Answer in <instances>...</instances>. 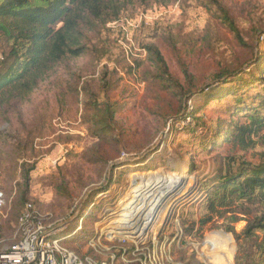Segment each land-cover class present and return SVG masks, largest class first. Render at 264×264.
<instances>
[{
	"label": "rangeland",
	"instance_id": "rangeland-1",
	"mask_svg": "<svg viewBox=\"0 0 264 264\" xmlns=\"http://www.w3.org/2000/svg\"><path fill=\"white\" fill-rule=\"evenodd\" d=\"M221 9L242 42L228 29ZM80 30L83 54L59 62L27 100L10 106L7 121L0 120V191L5 196L0 252L18 240L14 228L20 209L13 205L24 189L22 171L33 166L27 203L78 253H91L87 242L106 205L134 208L160 196L159 203L174 200L166 208L147 210L161 224L166 221L156 236L157 248H165L163 264H220V246L204 242L215 230L232 235L228 239L239 257L247 252L258 261L260 233L243 236L254 205L236 204L222 216L211 214L205 188L218 182L220 163L234 171L241 160H264V127L244 144L226 142L232 126L249 124L233 114L235 101L258 103L264 87L242 88L235 100L213 101L201 93L264 76V0H133L118 21ZM239 68L242 80L233 74ZM189 107L196 117L202 115L203 133L179 132L185 127L179 115ZM102 108L112 113L106 124L105 114L98 113ZM151 188L160 191L152 195ZM82 218V229L75 233ZM176 224L180 237L174 235ZM203 242L217 257L215 263L201 257L203 262L190 246ZM101 245L116 258L119 248L131 249L105 236ZM125 260L131 264L129 256ZM116 264L126 263L119 255Z\"/></svg>",
	"mask_w": 264,
	"mask_h": 264
},
{
	"label": "trees",
	"instance_id": "trees-1",
	"mask_svg": "<svg viewBox=\"0 0 264 264\" xmlns=\"http://www.w3.org/2000/svg\"><path fill=\"white\" fill-rule=\"evenodd\" d=\"M131 4L133 0H0V41L5 46V50L0 52V120L7 121L10 106L27 100L59 62L68 57L78 58L83 54L81 27H104L107 23L118 21ZM220 11L228 29L242 42L239 31L228 18L227 12L223 9ZM263 37L261 35V42ZM153 55L163 69L165 63L160 53L155 52ZM233 74L238 79L241 78L242 69L235 70ZM251 81V84L244 82V79L239 84L233 81L232 86L225 91L219 87L214 92L206 93L209 90L206 88L201 95L213 101L231 96H234L231 100H235L239 98L235 93L242 88L247 89L252 84H261L264 87V76L251 78ZM259 97L258 103L249 104L248 101L240 99L235 101L233 110L237 111L233 114H239L249 124L232 126L226 142L244 144L255 131L264 127V95ZM182 112L179 117H190L191 123L179 129L180 133L194 132L196 129L200 133L204 132L199 123L202 115L196 117L192 107ZM98 113L105 114V124L112 115L105 108ZM29 136H32L31 133ZM33 168L31 166L29 171H22L20 178L23 191L18 183L20 193L13 205L17 211L20 209L18 218L28 204L29 173ZM216 172L220 174L216 185L205 188L207 212L222 216L229 206L254 205L252 219L247 221L243 236L250 238L256 236V232L260 233L261 241L257 245L258 261L248 257L247 252L239 257L237 245L233 248L228 239L232 235L224 230L212 231L204 242H213L220 246L217 251L220 264H264V160L257 164L241 160L234 171L230 165L220 163ZM223 209L224 212H221ZM230 218L233 221L238 220L236 215ZM16 227L17 222L14 235Z\"/></svg>",
	"mask_w": 264,
	"mask_h": 264
},
{
	"label": "built area",
	"instance_id": "built-area-1",
	"mask_svg": "<svg viewBox=\"0 0 264 264\" xmlns=\"http://www.w3.org/2000/svg\"><path fill=\"white\" fill-rule=\"evenodd\" d=\"M180 120L182 126L191 123L190 117L187 116L180 117L178 121ZM102 196L103 194L100 193L95 199L97 200ZM4 198V193L0 191V212L3 209ZM94 205L95 203H91L88 209L90 210ZM116 209L103 210L101 221L97 223L92 237L87 242L91 253L81 254L68 248L64 241L66 237L60 236V230L45 225L33 211L32 205L28 203L24 206V210L17 221L15 235H17L18 240L7 250L0 252V264H116L119 255L121 261L126 264L128 263L125 260L126 256H129V263L131 264H163L161 259L166 254L165 248H157L156 236L162 232L166 226V221L161 224L159 218L157 221L149 222L146 226L139 225L135 227L134 231L119 238L120 236L117 235L119 231H116V228L120 224L118 220H122V212ZM82 221L83 218L78 222L75 233L82 229ZM127 224L134 225L133 222L129 221L128 223H121V226ZM158 226L161 229L156 232ZM181 234L176 224L174 235L180 237ZM103 236L111 244L114 242L129 243L131 249L119 248L120 253L117 254V258L113 253H105L106 249L104 250L101 245ZM199 245V243L190 244L198 254ZM199 257L201 258L200 254ZM201 260L204 262L202 258Z\"/></svg>",
	"mask_w": 264,
	"mask_h": 264
},
{
	"label": "bare ground",
	"instance_id": "bare-ground-1",
	"mask_svg": "<svg viewBox=\"0 0 264 264\" xmlns=\"http://www.w3.org/2000/svg\"><path fill=\"white\" fill-rule=\"evenodd\" d=\"M176 182H178V181L175 180L172 183H176ZM177 184L178 183L172 184V185L176 186ZM148 191H151V192L155 191L156 193H152V195H155L160 191V189L151 188V189H148ZM163 191H165V190L163 189ZM160 198H161L160 196H157L156 199H154L148 203H145V205L143 202L141 205H139L138 207L135 206L134 208L128 206V208L124 207L122 209H119L120 207H117V205H118L117 204L115 207L117 209L121 210V212H122L121 213L122 220H118V222L120 224H118V227L116 228L117 229L116 231H119L117 234L118 236H120L119 238H121L123 235L129 234L130 232L134 231L135 227H137L139 225H145L146 226V225H148L149 222L157 221L158 218H154V215H151V213L149 212L152 210V207H151L152 205H154V206L159 205L158 207H160L159 209H161V208H166V203L171 204L174 202V200H171V202H167L166 200H164V201H160V203H159L158 199H160ZM110 208H111V206H109V205H106L104 207V209H106V210H109ZM125 209H127V210L124 211ZM147 210H149V211H147ZM152 211H154V210H152ZM129 221L133 222L135 226L129 225V224H127L128 226L127 225L121 226V223L122 224L128 223ZM130 224H132V223H130ZM145 226H143V227H145ZM198 249H199V254L202 258L206 259L210 263H215V257L216 256L213 255V253L210 251V247L207 244L203 243L202 245H199ZM221 262H222V259H221Z\"/></svg>",
	"mask_w": 264,
	"mask_h": 264
},
{
	"label": "water",
	"instance_id": "water-1",
	"mask_svg": "<svg viewBox=\"0 0 264 264\" xmlns=\"http://www.w3.org/2000/svg\"><path fill=\"white\" fill-rule=\"evenodd\" d=\"M179 199H181V197H179ZM178 198H177V200H179Z\"/></svg>",
	"mask_w": 264,
	"mask_h": 264
}]
</instances>
